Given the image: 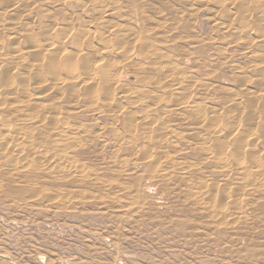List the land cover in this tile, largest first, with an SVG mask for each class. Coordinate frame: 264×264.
I'll return each instance as SVG.
<instances>
[{"label": "rangeland", "instance_id": "1", "mask_svg": "<svg viewBox=\"0 0 264 264\" xmlns=\"http://www.w3.org/2000/svg\"><path fill=\"white\" fill-rule=\"evenodd\" d=\"M0 264H264V0H0Z\"/></svg>", "mask_w": 264, "mask_h": 264}]
</instances>
